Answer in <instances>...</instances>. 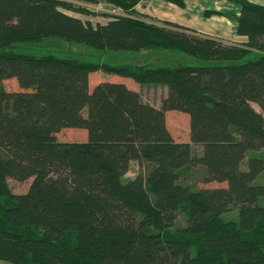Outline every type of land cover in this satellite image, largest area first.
<instances>
[{
    "label": "trees",
    "instance_id": "trees-1",
    "mask_svg": "<svg viewBox=\"0 0 264 264\" xmlns=\"http://www.w3.org/2000/svg\"><path fill=\"white\" fill-rule=\"evenodd\" d=\"M141 1L0 0V263L264 264V6L224 0L238 14H217L246 38L232 44L135 17ZM73 2L127 15L94 26ZM48 38L97 58L17 52ZM129 83L166 95L156 108ZM171 111L189 142L173 140ZM65 129L86 140L59 141ZM8 179L31 183L12 194Z\"/></svg>",
    "mask_w": 264,
    "mask_h": 264
},
{
    "label": "rangeland",
    "instance_id": "rangeland-1",
    "mask_svg": "<svg viewBox=\"0 0 264 264\" xmlns=\"http://www.w3.org/2000/svg\"><path fill=\"white\" fill-rule=\"evenodd\" d=\"M64 1V0H60ZM145 1H150V2H145ZM257 1V0H256ZM260 4H264V1H259ZM99 3H102L103 7L98 6ZM167 5L165 2L157 1V0H144L142 1L139 5L137 4V10L135 17H139L145 21L153 22L156 24H163L167 22L162 16H157L161 15V13L164 11L161 8H159L157 5ZM170 4V3H169ZM259 4V3H258ZM77 7V10L75 12H67V14L77 17L81 19L82 21H89L92 25H97V24H104L109 17L112 16H126L124 11H122L120 8L113 6L111 4H108L106 2H98L96 4H83V3H74ZM135 6V7H136ZM238 7L227 2L224 0H188V6L184 10V14L188 16V13L195 15L199 20H198V26L202 27H207V23L210 25V30L212 36H216L215 39L221 41L222 43H235L232 42L231 40H234L235 36V23L231 20H228L222 15L218 14H225V13H231L233 15H237L238 13ZM166 11V10H165ZM167 12V11H166ZM214 13V14H213ZM218 13V14H217ZM210 14V15H209ZM112 15V16H111ZM209 15V16H208ZM170 17V16H169ZM221 17L224 18L225 23L221 22ZM220 18V19H219ZM208 20V21H207ZM229 22V24L227 23ZM204 22L205 24H202ZM219 28H218V27ZM214 38V37H213ZM18 53H24L27 55H35V56H43V55H55L57 57H71V58H76L80 60H85V61H90V60H96L97 58V53L82 44H75L71 42H67L61 39H56V38H48L45 39L42 43L40 44H35L32 46H25V47H20L17 49ZM160 58L166 57V54H156ZM172 55V54H170ZM117 58L116 60L119 61H114L118 64H125L122 61H130L131 56L128 54L122 55V57L125 59H119L118 57L112 55V54H106L103 56L102 60H109L113 58ZM179 60H174L177 62H191V60L187 57H184L180 55ZM160 60V59H159ZM188 61V62H187ZM133 62H130L132 64ZM170 63V62H169ZM95 75L103 76L105 79L108 78L103 72L98 71ZM4 87L6 89H15V83L13 81H7L4 83ZM141 96L144 102L153 105V106H159L160 105V100L166 95V88L165 87H147V88H141ZM252 107L256 111H260L258 107L255 104H252ZM85 114V112H84ZM165 122H166V127L173 137V140L175 142L179 143H187L189 142V120L188 116L184 113L176 112V111H171V112H166L165 114ZM58 140L59 141H84L86 140V132L84 130H76V129H65L64 131L60 132L58 134ZM194 152L197 154L200 153V147L199 146H193ZM138 171V167L135 163H132L129 169V172L125 175L124 180L131 179L135 176V174ZM197 178V177H195ZM8 187L9 190L12 194H20V193H25L28 190L29 184L31 183V180H27L25 182H15L13 180L8 179ZM259 183L264 185V174H262L258 180ZM196 186L202 187L201 184H196ZM225 220H233L236 221L237 219V211L233 210L229 214L224 216ZM184 224V215L183 214H178L177 217V222L175 227H181ZM152 232V228H150ZM173 231V229L171 230ZM1 264H9V263H4L2 262Z\"/></svg>",
    "mask_w": 264,
    "mask_h": 264
},
{
    "label": "crops",
    "instance_id": "crops-1",
    "mask_svg": "<svg viewBox=\"0 0 264 264\" xmlns=\"http://www.w3.org/2000/svg\"><path fill=\"white\" fill-rule=\"evenodd\" d=\"M142 1H144V0H142ZM183 1H184V7L183 8H179V7H177V6L173 5V4H169V3H166V2H165V4H167V5H163V4L157 5L159 8L162 7V9L164 10L161 13V15H157V16H159V17L162 16V17L166 18L165 20L167 22H171V23L176 24L178 26H181V27H184V28H188V29H191V30H195V31L199 32L200 34H202L204 36H208V37H212V38L214 37L215 38L216 36H214V35L212 36V34L210 33L211 30H214V29H211L210 30V25L208 23L206 24V25H208L206 28L205 27H202V26H198V24H199L198 23V20L199 19L195 15H192V14L188 13V16H186L184 14V10L188 6V0H183ZM248 1H250V2H252L254 4H257V5H260V6H264V4H260V2H259V1H262V0H257V1L256 0H248ZM141 2H139L138 5ZM145 2H150V1H145ZM136 8H137V6L135 7V12H138V10ZM221 20H222L221 22H224L225 23L224 18L221 17ZM227 23L229 24L228 21H227ZM202 24H205V23L202 22ZM234 29H235V27H234ZM231 41L232 42H235V43H244L246 41V38L245 37H242V36H238L235 33L234 40H231ZM99 77H103V76H99ZM129 86H130V88L132 90H135V91H138V92L141 91V88L138 87V85H136V84L129 83ZM156 108H158V106Z\"/></svg>",
    "mask_w": 264,
    "mask_h": 264
},
{
    "label": "built area",
    "instance_id": "built-area-1",
    "mask_svg": "<svg viewBox=\"0 0 264 264\" xmlns=\"http://www.w3.org/2000/svg\"><path fill=\"white\" fill-rule=\"evenodd\" d=\"M98 6H100V7L102 6L103 7L102 3H99Z\"/></svg>",
    "mask_w": 264,
    "mask_h": 264
}]
</instances>
